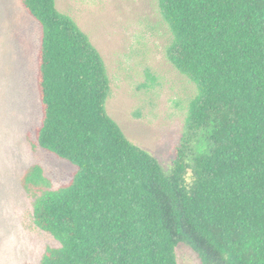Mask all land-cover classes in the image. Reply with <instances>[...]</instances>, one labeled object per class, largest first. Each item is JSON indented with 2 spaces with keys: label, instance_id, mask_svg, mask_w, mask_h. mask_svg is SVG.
Returning a JSON list of instances; mask_svg holds the SVG:
<instances>
[{
  "label": "trees",
  "instance_id": "trees-1",
  "mask_svg": "<svg viewBox=\"0 0 264 264\" xmlns=\"http://www.w3.org/2000/svg\"><path fill=\"white\" fill-rule=\"evenodd\" d=\"M40 27L33 144L75 166L51 188L21 175L32 219L57 246L39 264H264V0H157L165 55L195 86L165 170L109 115L94 44L55 0H19Z\"/></svg>",
  "mask_w": 264,
  "mask_h": 264
},
{
  "label": "rangeland",
  "instance_id": "rangeland-1",
  "mask_svg": "<svg viewBox=\"0 0 264 264\" xmlns=\"http://www.w3.org/2000/svg\"><path fill=\"white\" fill-rule=\"evenodd\" d=\"M100 52L110 81L109 115L167 170L184 132L195 86L167 60L170 33L157 0H55ZM40 27L19 0H0V264H39L58 242L35 226L33 198L20 178L33 163L51 188L66 183L71 163L33 144L41 106L36 88ZM177 264H203L188 245Z\"/></svg>",
  "mask_w": 264,
  "mask_h": 264
}]
</instances>
